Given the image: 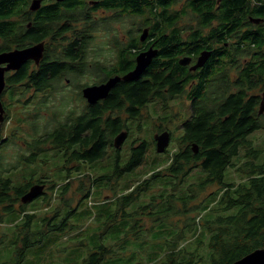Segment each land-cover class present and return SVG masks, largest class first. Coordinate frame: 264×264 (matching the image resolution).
I'll return each instance as SVG.
<instances>
[{
	"label": "trees",
	"instance_id": "trees-1",
	"mask_svg": "<svg viewBox=\"0 0 264 264\" xmlns=\"http://www.w3.org/2000/svg\"><path fill=\"white\" fill-rule=\"evenodd\" d=\"M22 1L24 0H0V38L3 41L0 49H9L10 45L22 48L46 38L57 42L67 30L58 27L62 22L82 24L73 42L59 44L63 46L57 57L52 59L44 54L38 66L28 62L19 71L6 77L7 89L11 92H30V100L39 93L46 94L43 100L47 104L43 106L39 102L35 113L38 116L44 107L51 109L49 103L58 93L59 83L69 73L67 69L70 65L86 60V18L81 11L74 15L69 10L70 4L76 0H68L65 10L62 9L55 15L49 14L50 6H47L44 8L47 10L44 17H40L38 13L23 20L11 17V13L15 14L23 7ZM178 1L124 0L123 3L130 7L131 13L142 17L144 25L151 26L150 37L157 47L153 64L137 79L117 83L106 98L91 105L86 103L80 113L70 110L60 119L62 111L59 114L54 112V117L50 120L53 126L48 129L47 122V130L29 144L33 145L30 159L34 160L36 154L53 147L64 150L68 161L94 162L103 159L108 154L109 146L114 147V138L127 129L128 119L141 117L142 110L155 99L166 102L176 95L187 94L192 100L191 116L183 124V134L178 137L169 165L142 180L122 197V204L128 206L138 199L140 192L143 189L149 190L151 182L158 177L170 176L176 179L171 183V193L153 195L148 204L135 212L138 215L137 222L144 215L152 218L158 216L156 219H161L175 214V204L179 201L190 230L200 224L197 218H202L204 229L193 236L192 241L197 245H203L206 241L211 250V259L205 263L198 248L188 250L187 241L183 244L185 241L179 240L184 237L180 230L174 239L167 242L166 256L159 264H232L248 253L264 248V164L255 161L261 151L247 137L264 128L258 108L261 97L249 95L250 90L259 86L264 88V26L252 24L251 18H248L249 14L255 18H264V0H222L217 13L213 11L216 0H188L187 7L195 9L202 29L209 28L206 33L201 27L192 29L189 35H185L183 29L178 27L184 10H170ZM24 4H27L26 0ZM147 6L150 12L146 10ZM146 12L151 13V16H145ZM213 21H217V28L213 27ZM197 37L201 39L196 41ZM136 41L139 42V37ZM212 41H217L220 45L217 63L211 59L200 72L193 74L178 62L181 55H197L203 47L199 48L200 44H210ZM226 43L228 46H225ZM125 48L126 54H120V61L110 70V74L122 75L132 68L125 69L129 61L130 46ZM134 57L135 53L132 58ZM122 61H126L127 65L121 64ZM219 70L222 72L218 73ZM232 71L237 72L234 78L231 77ZM217 76L221 79L220 83ZM193 80V85L188 89ZM19 100L21 99L18 98ZM5 107L6 117L9 119V109L6 105ZM10 139L11 136L0 138V145L7 144ZM194 144L198 147L197 152L193 150ZM241 147H244V157L247 159L237 170L246 173L245 180L228 183L225 181L226 170L229 166H236L233 158L239 155ZM146 150L145 140L134 141L131 155L122 166L119 161L120 149H117L116 173L121 175L140 165ZM197 167L205 173V179L191 184L187 195L178 196L175 193L177 186ZM35 183L45 184L44 181L30 180L24 185L14 186L12 180L0 171V206L5 212L18 210L27 218L22 224L24 231L16 241V261L0 264H23L28 248L36 243L30 239L34 215L26 213L27 203L21 201L22 196ZM214 184L219 187L208 198L213 195L212 198L216 200L218 195L219 207L215 209L209 203L197 202L200 195ZM164 199H167L164 209L151 211ZM124 206H119V210H123ZM205 211L229 213L205 218ZM53 228L59 226L55 225ZM202 236L204 238H200ZM113 253L112 247L99 245L90 251L84 264H102Z\"/></svg>",
	"mask_w": 264,
	"mask_h": 264
},
{
	"label": "rangeland",
	"instance_id": "rangeland-1",
	"mask_svg": "<svg viewBox=\"0 0 264 264\" xmlns=\"http://www.w3.org/2000/svg\"><path fill=\"white\" fill-rule=\"evenodd\" d=\"M186 2L187 0H182L174 9L186 6ZM188 11L178 23V27L185 33L202 26L191 8ZM144 27L141 17L126 15L123 22L112 24L111 31H100L95 39V53L98 52V57L105 59L103 65L110 66L116 62L117 57L112 49H117L113 45L115 39H112V35H118L120 40L126 36L128 42V38H137ZM104 45L107 46L106 50L101 49ZM236 74V71H232L233 78ZM94 81L95 76L89 75L80 80H62L57 88L58 93L49 103L51 109L44 107L38 116L35 113L39 102L43 106L47 104L43 100L46 94L36 95L30 100V92L20 94L19 90H7L3 96L2 100L9 109V119L5 115L1 138L11 136V139L7 144L0 145V171L12 180L14 186L24 185L30 180L44 181L46 184L35 183L44 185V193L26 204V213L34 215L30 239L36 243L28 248L23 264H84L90 251L99 245L110 246L114 250L102 264H159L166 256L167 242L174 239L180 230L184 237L179 240L185 241L183 244L187 241L186 248L190 251L198 248L204 262H209L211 250L206 241L203 245L192 241L193 236L204 229L202 218H197L200 224L190 230L179 201L175 204L177 213L161 219H156L158 216L152 218L144 215L137 222L138 215L135 212L148 204L153 195L171 193V183L176 179L170 176L158 177L151 182L149 190L143 189L140 192L138 199L128 206L122 204V197L142 180L169 165L178 137L183 134V124L191 116L192 100L187 94L176 95L166 102L155 99L142 110L141 117L127 120L125 131H128V136L120 148V165L127 163L134 141L147 142L142 163L131 171L121 175L116 173L115 146H109L107 156L94 162L68 161L65 151L54 147L36 154L34 160L30 159L33 145L29 144L47 130V122L48 129L53 126L50 120L54 117V112L59 114L62 111L60 119L70 110L82 112L87 101L79 94V87ZM252 94L263 99L264 88L259 86L250 90L249 95ZM18 98L21 100L18 101ZM260 107L261 105L258 106L259 111ZM259 116L264 122V108ZM165 130L170 131L171 140L165 152H158L155 135ZM247 137L261 151L255 161L264 164V128ZM244 153L245 149L241 147L239 155L234 156L233 163L236 166L227 168L226 182L239 183L245 180L246 173L237 170L247 159ZM204 179L205 173L197 167L184 177L175 193L185 196L191 184L200 183ZM218 187L217 184L208 187L197 202L209 203L212 208H218V195L216 200L212 198L213 195L208 198ZM166 204L167 199H164L151 211H161ZM119 206H124V209L119 210ZM228 213L229 211H205L203 216L213 218L218 214ZM26 220L24 213L18 210L5 212L0 206V263L16 261V241L24 231L22 224ZM135 224L136 227H133ZM55 225L59 228H53Z\"/></svg>",
	"mask_w": 264,
	"mask_h": 264
},
{
	"label": "flooded vegetation",
	"instance_id": "flooded-vegetation-1",
	"mask_svg": "<svg viewBox=\"0 0 264 264\" xmlns=\"http://www.w3.org/2000/svg\"><path fill=\"white\" fill-rule=\"evenodd\" d=\"M26 1H27V4H24L25 0L21 2L23 7L19 8L16 11L15 14L11 13V17H18L20 20H23V18H27L30 15L34 16L37 13L40 15V17H44L45 13L47 11L44 8L47 7V6H50L49 10H48L49 14L50 15H55L60 10H62V9L65 10L66 3H67L68 0H62V1H59V0H41L40 8L37 9V10H31V8H30L33 0H26ZM181 1L182 0H179L177 2V4L180 3ZM221 1L222 0H218V1L216 0L215 1V7L213 9L214 12L217 13V8L220 7ZM123 2H124V0H117V1H115V0H113V1H111V0H76V1L72 2L70 4V6H69V10L71 12L73 11L74 15H77L78 12L81 11L83 13V16L86 18V31H87V33H86V40H87V44L86 45H87V48H86V51H85L86 60H81V61L79 60L77 62H73L70 65V67L67 69L69 71V73L66 76H64L62 78V80H66V81H70L71 79L80 80L81 78L86 77L88 75L90 77L95 76V81L92 84H87V85H83V86L79 87V90H80L79 94L82 95V96H83L82 91H83L84 87L89 86V85L102 84V83L107 82L110 77L116 76V75H120V74H110V70L114 66L116 67L118 65V63L120 61V59H119L120 54H122V53H123V55L126 54L125 46H130V50L131 51L129 50V53H128L129 61H128V65L126 64V61H122L121 64L127 65L125 67V69L128 68V67H132L128 71H125L124 72L125 74L135 68L136 63H137L136 62V57H137V55L139 53L148 50L151 46L154 49H157V47L155 46V44H153L152 39L150 37L151 26L145 25V27L142 28V30L140 28L141 31H140V34L138 35L140 43L138 41H136L137 38H134V39H132L133 37L128 38L129 40L127 42V40H126L127 37L125 36V34L123 35V36H125V39H122L123 38L122 37L121 40L118 38V35L116 36L114 34V35H112V37H114L112 39H115L113 41V45L117 49V51L114 50V49H112V51L114 52V54H116V57H117L116 58V62L111 64L110 66L103 65V62L105 61V59H103L101 56L98 57V55H100L98 52L95 53V51H96L95 50L96 49L95 39L97 37V34L100 31H103V32L111 31L112 24L114 22H119V21L123 22L126 15L127 16H138V15H136V13H131L129 11L130 7H126ZM177 4H175V5H177ZM187 4H188V0L186 2V6L181 7L180 9H177V8L174 9L175 5H173L170 10L171 11L175 10V11H178V12H181L182 10H184V12L181 13V15L183 17V16H185V15H187L189 13L188 10L190 9V7L188 8ZM139 8H140V6H139ZM146 10L149 11V7L148 6H147ZM191 10L193 11L194 14H196L198 16V14L196 13L195 9L194 10L191 9ZM150 14L148 12H146L145 16H151ZM254 17L255 16L252 15V14L248 15V18H254ZM257 17L262 18L261 16H257ZM250 21H251L252 24H255V25L262 24L264 26V21L261 22V23H255L251 19H250ZM29 25H30V23L28 24V26ZM58 27L59 28L60 27L67 28V30L64 31L65 33L63 34V36L61 37L60 40H58L57 42H54L51 38H46L45 40H42L45 43L44 54L45 55L47 54V56L52 58V59L54 57H57V55L60 54V52L62 50V46L65 43H69L70 41L73 42L76 39V37L78 35L77 34V30L82 27V24L81 23H79L77 25L73 24V23L63 24V22H62V25H59ZM213 27L217 28V21H213ZM146 29L148 31L147 37H146L145 40H141V34ZM205 29H208L206 32L209 31V28H205ZM206 32H204V33H206ZM185 35H189V32L185 33ZM200 39H201L200 37H197L196 41H199ZM149 42H150V44H149ZM79 43H80V41H79ZM2 44H3V41L0 38V45H2ZM59 44H63V45H59ZM132 45H135V46H132ZM28 46H30V45H28ZM225 46H228V43H226ZM8 47H10V48L9 49H0V53L1 52H5V51H10V50H13L15 48H19V47H14V45H12V46L10 45ZM8 47H6V48H8ZM25 47H27V46H25ZM106 47L107 46L104 45L101 49L102 50L103 49L106 50ZM22 48H24V47H22ZM199 48H201V50H200L199 53H197V55L187 54L186 53V54L181 55L178 58V62L183 57H190L191 58V62L188 65H182V66H185L187 68V70H189L193 74H196L197 72H200L202 70V68H204L207 64L210 63L211 59H212V61H215L217 63V51L220 48V45H219V43H217V41H212L210 44H204V45L200 44ZM202 51H209L210 52L209 59L207 60V62L205 63V65L203 67L197 68L196 70H191L190 68L193 65L196 64V62L198 60V57L201 55ZM134 53H135V57L133 59L132 56L134 55ZM94 57H96V58H94ZM154 58L152 59L150 65L153 64ZM28 62H30V63L32 62V64L33 65L35 64L36 66H38L40 64V63L36 64L32 60L27 61L25 64H27ZM5 65L6 64H2V66H5ZM30 70H32V65L31 64H30ZM233 70H235V69H233ZM17 71H19V69L18 70H11V71L6 72V77H7L8 74H13V73H16ZM220 72H222V70L218 71V73H220ZM122 75H124V74H122ZM122 75H120V76H122ZM217 77H218L219 83H220L221 79H220L219 76H217ZM231 77L233 78L232 75H231ZM194 81L195 80H193L192 84H190L188 86V89L191 88V85H193ZM7 90L8 89H7V79H6V87H5L3 93L0 96L1 100L3 99V96L5 95V93H7ZM111 91H112V89H111ZM39 94H42V93H39ZM2 102H3V100H2ZM3 104H4V107H5V105H6L5 102H3ZM88 104L91 105L90 103H88ZM6 112L7 111H6V107H5V115H6Z\"/></svg>",
	"mask_w": 264,
	"mask_h": 264
},
{
	"label": "water",
	"instance_id": "water-1",
	"mask_svg": "<svg viewBox=\"0 0 264 264\" xmlns=\"http://www.w3.org/2000/svg\"><path fill=\"white\" fill-rule=\"evenodd\" d=\"M62 1V0H59ZM41 0H33L31 4V10H37L40 8ZM251 20L255 23H261L264 21L263 18L254 17ZM147 29L144 30L141 34V40H145L147 37ZM45 43L44 41L32 44L30 46L24 48H15L10 51H5L0 53V96L3 93L6 87V72L11 70H18L23 66L27 61L32 60L36 64H39L44 56ZM157 55V49H154L152 46L141 53H139L136 57V66L133 70L127 72L126 74L120 76H112L105 83L98 85H89L83 88V97L87 100L88 103L94 104L101 99L106 98L111 89L115 87L117 83L120 81H132L140 77L147 67L150 65L152 59ZM210 57L209 51H202L201 55L198 57V60L195 65H193L190 69L196 70L197 68L203 67L207 60ZM191 62L190 57H183L180 59L179 63L181 65H188ZM2 64H6L2 66ZM260 111L261 113L264 108V96L260 103ZM5 120V107L0 99V138L2 132V124ZM128 136V131L123 130L114 138V146L117 149H120ZM157 150L158 152H165L167 147L169 146L171 140V133L167 130L156 133L155 135ZM194 152L198 151V147L196 144L193 145ZM44 185L43 184H34L30 187L27 193H25L21 201L23 203H28L39 195L43 194ZM232 264H264V248H258L242 258L236 260Z\"/></svg>",
	"mask_w": 264,
	"mask_h": 264
}]
</instances>
